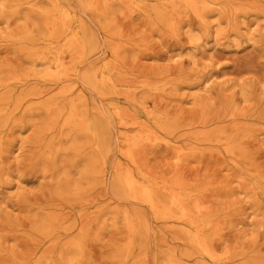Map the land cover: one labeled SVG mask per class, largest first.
I'll return each mask as SVG.
<instances>
[{
	"label": "rangeland",
	"instance_id": "rangeland-1",
	"mask_svg": "<svg viewBox=\"0 0 264 264\" xmlns=\"http://www.w3.org/2000/svg\"><path fill=\"white\" fill-rule=\"evenodd\" d=\"M37 1L9 0L10 13L24 7L13 28L33 29L36 12L29 7ZM72 1L92 33L91 51L78 58L74 89L92 94L83 74L105 68L111 155L103 179L84 184L79 195L62 196L64 185L79 178L70 157H60L56 173L50 170L40 160L41 128L17 113L20 123L4 127L0 140V264H131L123 210L144 221L137 238L141 264H264V196L256 203L251 188L257 175L264 177V0H180L172 7L177 17L169 20L154 16L169 0H92L93 12ZM201 3L208 6L204 21L192 11ZM4 20L1 40L8 32ZM6 45L1 41L0 77L11 70L34 79L27 55ZM39 81L50 95L53 80ZM61 121L53 123L57 134ZM230 144L242 148L245 162ZM129 149L138 168L149 172L143 183L177 181L204 213L215 214L219 260L189 242L181 221L119 189L114 171L120 161L129 164L121 153ZM81 230L89 235L80 259L61 260L56 251Z\"/></svg>",
	"mask_w": 264,
	"mask_h": 264
},
{
	"label": "bare ground",
	"instance_id": "bare-ground-1",
	"mask_svg": "<svg viewBox=\"0 0 264 264\" xmlns=\"http://www.w3.org/2000/svg\"><path fill=\"white\" fill-rule=\"evenodd\" d=\"M177 1L180 0H169L168 6H157L154 16L165 20L175 19L178 11L172 7L178 5ZM80 2L88 11L98 10V6L92 0ZM10 7L9 0H0V18L6 19L4 21L8 28L4 39H0V47L1 41H6L9 49L25 53L35 77L29 79L27 76L15 75L11 70H8L6 76L0 77V140L4 127L11 123L13 126L20 123L16 118L17 113H21L20 117L23 119L29 117L34 120L33 124L41 128L39 136L45 147L40 160L56 173L60 157H70L71 168L79 174V178L73 183L65 184L61 195L65 197L79 195V191L85 188L84 184L104 178L112 151L108 75L105 68L88 70L83 74V78L93 89V93L89 94L83 86L80 91L74 89L78 58L83 55L84 59L85 54L91 51L92 33L78 16L72 0H40L32 3L29 9L36 12L33 29L24 28L21 32L13 27L20 19L15 17L16 13L22 12L24 7L19 5L17 11L14 10L12 13ZM192 11L199 20L204 21L208 6L206 3L193 4ZM4 68L0 66V71L3 72ZM45 77L53 80L48 96H46L48 89H41L42 86L39 85V78ZM117 114L115 112V115ZM60 118L62 125L57 134L53 131V123ZM35 119L40 121L36 122ZM66 145L65 150L62 147ZM228 150L235 157L243 158V162L246 161V153L239 145L230 144ZM121 153L129 160V164L120 161L114 171L119 189L130 199L149 205L157 214L181 221L189 242L204 257H209L214 262L219 260L215 238L212 235L216 226L215 214L209 211L204 213L205 210L194 193L182 185L175 186L177 181L169 184L160 179L155 181L154 185L143 183L141 179L148 178V170L138 168L137 157L131 149L122 150ZM134 166L138 169L133 171L131 168ZM246 171L254 172L252 169ZM256 177L258 179L255 183L251 182V188L255 191V202L262 204L264 177L262 175ZM245 184L250 185L248 182ZM159 192L164 195V199ZM122 215L131 238L125 261L141 264L144 257L137 238L143 233L144 221L135 212L123 210ZM80 232L79 237L63 243L60 250L56 251L61 260H66L69 255L71 256L69 260L73 263L80 259L78 256L85 250V238L89 231ZM111 247L114 248V245ZM115 249L122 251L123 247Z\"/></svg>",
	"mask_w": 264,
	"mask_h": 264
}]
</instances>
